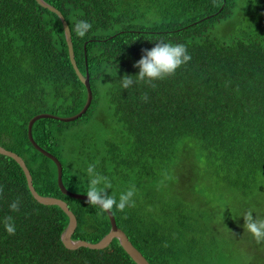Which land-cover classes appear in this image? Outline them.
Returning <instances> with one entry per match:
<instances>
[{
  "label": "trees",
  "instance_id": "obj_1",
  "mask_svg": "<svg viewBox=\"0 0 264 264\" xmlns=\"http://www.w3.org/2000/svg\"><path fill=\"white\" fill-rule=\"evenodd\" d=\"M43 1L68 24L75 62L88 75L92 101L76 121H36L32 137L38 146L60 161L54 153L59 138L72 134L105 96L118 143L106 142L93 158L111 183L155 180L166 162L178 158L184 175L198 178L202 173L216 190L238 194L264 210V0ZM78 20L92 25L84 38L75 34ZM226 27L236 31L224 40L219 30ZM158 41L185 45L191 60L174 76L156 81L155 88L134 82L123 89L121 77L135 76L139 69L134 64ZM145 93L147 102L141 100ZM85 100L58 16L35 0H0V146L23 159L40 196L68 205L77 220L71 238L95 244L110 229L106 213L63 195L54 163L27 137L33 116L70 117ZM189 143L193 147L177 149ZM80 177L62 165L64 187L86 195V178ZM186 185L190 194L193 185ZM0 186V264H135L116 239L103 250L65 248L60 237L68 217L57 206L36 202L19 165L3 155ZM128 188L109 194L118 199ZM145 189L138 188L135 207L112 214L148 263L192 264L209 255L206 249L189 251L197 240L182 231L180 214L172 217L169 211L160 218L137 200ZM17 199L20 207L13 212L9 205ZM6 216L13 217L14 235L5 231Z\"/></svg>",
  "mask_w": 264,
  "mask_h": 264
},
{
  "label": "rangeland",
  "instance_id": "obj_2",
  "mask_svg": "<svg viewBox=\"0 0 264 264\" xmlns=\"http://www.w3.org/2000/svg\"><path fill=\"white\" fill-rule=\"evenodd\" d=\"M219 31L220 36L227 40L228 36L235 33L236 28L232 31L226 27ZM113 124L112 116L108 113L106 97L102 96L73 133L58 140L57 151L54 153H57L61 164L70 173L79 179H82L80 176L86 178L82 190L88 186L87 167L95 164L96 170L100 171V164L96 163L93 157L101 155L106 142L118 143ZM188 147H193V143L179 144L177 149L185 151ZM94 149L96 150L93 151ZM82 150L84 154H81ZM178 152L180 154L182 151ZM84 156L90 160L86 161ZM178 162V158L166 162L162 169L156 172L155 180L132 179L130 184L119 180L112 183V188L107 191L118 193L124 187L132 185L135 186L136 192L144 185L146 189L150 188L143 190L144 193L139 192L137 200L152 209L160 218H167L169 211L172 217H179L180 214L184 224L182 231L187 238L197 240L189 251L193 254H199L204 249L210 251L207 256H197L199 259L192 264H264V243L257 244L251 235L244 231L242 217L249 209L253 211L254 217L264 213V210L261 212L262 206L246 204L238 194L216 190L213 180L204 179L202 173L197 175L198 178L184 175L183 167ZM177 164L181 167L176 166ZM189 182L193 185L190 194L185 188Z\"/></svg>",
  "mask_w": 264,
  "mask_h": 264
},
{
  "label": "clouds",
  "instance_id": "obj_3",
  "mask_svg": "<svg viewBox=\"0 0 264 264\" xmlns=\"http://www.w3.org/2000/svg\"><path fill=\"white\" fill-rule=\"evenodd\" d=\"M92 28L91 23L78 20L75 22L74 31L77 37L84 38ZM191 55L183 44H172L171 42L158 41L150 50H144L142 57L134 64L139 71L135 76L124 75L121 77V87L128 89L134 82H144L149 87L155 88L156 81H163L175 75L177 69L187 64ZM135 77V81L133 79ZM141 100L147 102V94L141 96ZM88 186L86 191L87 203L98 207L102 213H113V210L124 212L126 208L135 207L136 194L135 186H130L125 192L119 195H110L107 190L112 188L110 179L96 170L95 164H90L87 169ZM3 186H0V193ZM10 210H19L20 201L17 199L10 205ZM243 229L251 235L257 243H264V218L254 217L253 211L249 209L242 214ZM4 228L9 235H14L16 228L12 216L4 218Z\"/></svg>",
  "mask_w": 264,
  "mask_h": 264
},
{
  "label": "water",
  "instance_id": "obj_4",
  "mask_svg": "<svg viewBox=\"0 0 264 264\" xmlns=\"http://www.w3.org/2000/svg\"><path fill=\"white\" fill-rule=\"evenodd\" d=\"M35 2L39 6H41L42 8L47 9L50 12L56 14L58 16V18L60 19L62 27H63L65 42L67 45L68 57H69L71 65L74 69V72L76 73V76L78 77L79 81L83 84V86L86 89V100H85V103H84L82 109L77 114L70 116V117H59V116H55L52 114H46V113L37 114V115L33 116L28 121V124H27V137H28L30 144L33 146V148L37 152H39L41 155L48 158L50 161H52L54 163V165L56 167V172H57V186H58L60 192L63 195L70 197V198H73L75 200L87 202L86 195L72 193L64 187V185L62 183V164H61V162L54 155L45 151L40 146H38L32 137V126L36 121L41 120V119H52V120L60 121L63 123H70V122L76 121L77 119L81 118L83 116V114H85V112L89 108L91 101H92V92H91V86L89 83V78H88L87 73L85 74V76H83L80 73V71L76 65L74 53H73V47H72L71 33H70V29L68 27V24H67L65 18L63 17V15L61 14L60 11H58L56 8L52 7L51 5L47 4L43 0H35ZM0 155H3V156H6V157L13 159L19 165V167L21 168V170L25 176L28 190L36 202H38L39 204L44 205V206H57L66 214V216L68 217V224H67L64 232L61 234V237H60L61 243L63 244V246L65 248H67L69 250H75V249L82 247V248H87L90 250H103L110 245V243L113 239H116L118 241L120 247L132 259V261L135 264H149L148 261L144 258V256L131 244L128 237L125 235V233L117 227L115 218H114L113 214H110V213H106L108 220H109L110 229H109L108 233L101 240H99L97 243L92 244V243L86 242L84 240H73L71 237H72V235L76 229L77 220H76L75 215L69 209L68 205L64 201H62L58 198L40 196L36 192V190L33 187L32 177L30 175V172H29L25 162L23 161V159L20 156H18L17 154H15L11 151L4 149L1 146H0Z\"/></svg>",
  "mask_w": 264,
  "mask_h": 264
},
{
  "label": "bare ground",
  "instance_id": "obj_5",
  "mask_svg": "<svg viewBox=\"0 0 264 264\" xmlns=\"http://www.w3.org/2000/svg\"><path fill=\"white\" fill-rule=\"evenodd\" d=\"M207 260V259H206Z\"/></svg>",
  "mask_w": 264,
  "mask_h": 264
}]
</instances>
